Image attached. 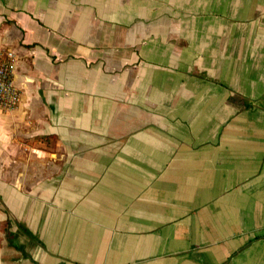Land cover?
Returning a JSON list of instances; mask_svg holds the SVG:
<instances>
[{"label": "crops", "instance_id": "crops-1", "mask_svg": "<svg viewBox=\"0 0 264 264\" xmlns=\"http://www.w3.org/2000/svg\"><path fill=\"white\" fill-rule=\"evenodd\" d=\"M0 264H264V0H0Z\"/></svg>", "mask_w": 264, "mask_h": 264}, {"label": "built area", "instance_id": "built-area-1", "mask_svg": "<svg viewBox=\"0 0 264 264\" xmlns=\"http://www.w3.org/2000/svg\"><path fill=\"white\" fill-rule=\"evenodd\" d=\"M14 56L10 51L0 52V111L11 112L20 102V91L13 80Z\"/></svg>", "mask_w": 264, "mask_h": 264}]
</instances>
